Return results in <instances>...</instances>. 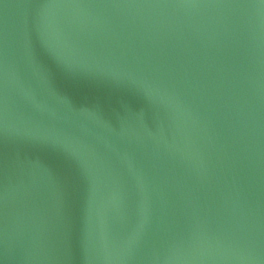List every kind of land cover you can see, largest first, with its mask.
Returning <instances> with one entry per match:
<instances>
[{
    "label": "water",
    "instance_id": "obj_1",
    "mask_svg": "<svg viewBox=\"0 0 264 264\" xmlns=\"http://www.w3.org/2000/svg\"><path fill=\"white\" fill-rule=\"evenodd\" d=\"M0 264H264V0H0Z\"/></svg>",
    "mask_w": 264,
    "mask_h": 264
}]
</instances>
